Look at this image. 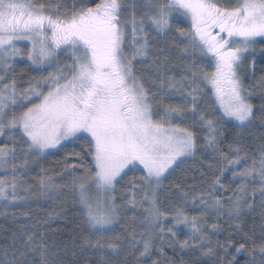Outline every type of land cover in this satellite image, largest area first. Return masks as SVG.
Wrapping results in <instances>:
<instances>
[{"label":"snow or ice","instance_id":"6c2138e0","mask_svg":"<svg viewBox=\"0 0 264 264\" xmlns=\"http://www.w3.org/2000/svg\"><path fill=\"white\" fill-rule=\"evenodd\" d=\"M167 36L180 53L179 79L168 75L169 57L152 59L153 41ZM257 43H264V0H0V215L34 200L59 201L67 190L87 231L78 247L100 252L101 264H110L105 252L143 264L157 241L161 252L167 242L174 251L216 256L217 264H233L230 248H258L264 264V226L252 249L233 244L231 234L216 248L211 241L222 230L218 221L254 210L257 193L264 209V143L249 150L240 135L228 140L257 118L264 123V103L257 117L244 83L250 74L264 93V74L256 78L248 63ZM24 59L52 70L24 81L15 67ZM165 96L180 102L165 104ZM78 144L62 172L41 168L33 182L25 179L51 150ZM198 151L211 160L201 163L198 183L167 185L177 196L164 203L165 181L200 159ZM118 184L126 186L119 197ZM21 231L26 240L0 249V264H66L42 234Z\"/></svg>","mask_w":264,"mask_h":264},{"label":"trees","instance_id":"16d2710c","mask_svg":"<svg viewBox=\"0 0 264 264\" xmlns=\"http://www.w3.org/2000/svg\"><path fill=\"white\" fill-rule=\"evenodd\" d=\"M71 3V0H67ZM179 27H185V24H178ZM170 39L171 36H168ZM157 45L154 44V54L153 59L159 57L161 60L164 57H169L171 59L173 67L170 68L168 75L175 76L177 79L180 78L182 73L181 69L183 65L179 60L180 53L175 48V42L169 47V44L164 45L160 43V38L155 39ZM260 49L264 48V45L259 46ZM22 70L23 80L26 81L29 76H40L44 75L41 71L30 68L26 60L19 61L16 64V68ZM145 66V74L151 72L147 70ZM181 68V69H179ZM264 74V54L261 58H256L255 60V77L259 78ZM254 79L248 78L246 85L253 95L251 97V102L255 105L257 109V117H259V106L264 103L261 96L264 95L259 88H254ZM178 103L180 98L178 96H173L169 99L167 96L163 98V103ZM202 135V134H201ZM233 135H240L243 138L244 146L251 150L258 147L261 143H264V123H262L258 118L254 121L253 125L247 129H234L228 133V140L230 141ZM226 149V145H221ZM80 151V145H70L67 149L57 150L52 152L53 154L41 157L39 162L32 164L30 166V171L28 176L25 177L29 182L32 181V177H36L40 172V169L51 170L50 174H55L63 171V162L67 152ZM197 157L200 159L189 161L183 166L182 171H178L174 177H170L168 181H165V189L161 193V199L164 203H167L169 199L175 200L177 193L175 189L169 191L167 185L175 183L183 184H193L198 183V179H193L194 177H199V171H205V168L201 167V163L207 164L211 160H204L201 152H197ZM90 157L87 161L90 162ZM75 162V161H70ZM138 175V174H137ZM231 175L230 173L228 174ZM131 178V173L129 174ZM59 179V178H58ZM68 178L65 177L66 181ZM235 184L232 185L235 188ZM119 197L120 193L126 188L123 184L117 185ZM251 191V189L249 190ZM226 195H231L228 192ZM74 195L67 190H65V195L61 197L59 201L50 200H40L32 201L30 205H25L19 208H9L7 215H0V249L10 248L13 244L17 247H21L23 241L26 240V236L22 234L21 227L30 229L33 232H39L44 238V243L50 246L52 249H60L61 254L64 256L66 264L69 262H74V264H101V253L93 249L80 250L78 245L82 242L81 237L87 235V231L81 220L80 209L77 204L74 203ZM117 202L120 200L118 198ZM264 209L260 207V197L257 193L255 197L254 210L248 212L246 211L242 219L239 221H233L231 224L227 223V218L221 219L218 223L221 225L222 230L219 233L211 234L212 247H217V241L221 244L225 243L229 234L233 244L237 245L239 243H245L248 249L253 248V241L256 245H259L262 240V226H264V217L261 213ZM27 212L28 215L24 216L21 213ZM15 213L16 218H12V214ZM127 215L130 217L133 215L131 210L128 211ZM139 215V213H137ZM51 216V218H49ZM217 222L215 220H210L209 223ZM239 224V229L236 225ZM119 231V229H118ZM136 231L139 233L142 229L139 227V221H137ZM15 233V236L13 234ZM139 238V237H137ZM186 230H182L180 233V239H186ZM160 242L157 241V248L153 250L150 257L141 258L143 264H152L153 261H157L158 264H217L218 258L213 256L211 258L203 256L200 250L195 252L191 250L184 251H174L173 248L168 246L165 242L163 245V251H159ZM67 250L66 253L64 250ZM73 250L75 251V256L72 255ZM219 251V249H217ZM105 258L110 261V264H122L124 260L123 256L112 258L107 252L103 254ZM139 253H137V256ZM224 253L220 251V256ZM235 256L233 264H260L261 256L258 248L254 254H250L248 251H241L239 253L235 252V248L229 249L228 259L232 260ZM129 264H134V260L131 256L128 257Z\"/></svg>","mask_w":264,"mask_h":264},{"label":"rangeland","instance_id":"374dc122","mask_svg":"<svg viewBox=\"0 0 264 264\" xmlns=\"http://www.w3.org/2000/svg\"><path fill=\"white\" fill-rule=\"evenodd\" d=\"M158 38H160V43L161 44L164 43V45H166V44H169V42H170L169 47L172 45L173 42H175V41H173L172 37L169 39L168 36L167 37H158ZM153 42L156 45L159 43V42L157 43L156 40H154ZM260 45H264V43H257L255 45V51L248 56V63H249V65H251L253 62H255L256 58H261V56L264 54V52H261V49L259 47ZM21 46L23 47V45H21ZM262 49H264V48H262ZM152 59H153V56H152ZM24 60H26V59H24ZM33 69H35V68H33ZM179 69H181V68H179ZM182 69H181V71H182ZM51 70L52 69H47L46 71H43L42 74L47 75V71H51ZM147 70H151V69H147ZM16 73L17 74H21L22 73V70L19 69V67H18V69L16 68ZM248 78H253V77L250 74L247 75V76H245V78H244L245 86H247L246 85V82H247V79ZM2 140H3V138H0V141H2ZM54 151H57V150L56 149L51 150V152H54Z\"/></svg>","mask_w":264,"mask_h":264}]
</instances>
